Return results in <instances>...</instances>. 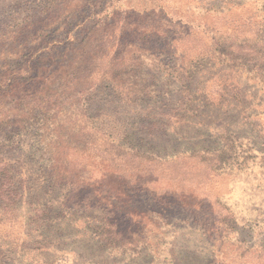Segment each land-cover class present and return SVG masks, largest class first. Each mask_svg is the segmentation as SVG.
I'll return each instance as SVG.
<instances>
[{
    "label": "rangeland",
    "instance_id": "rangeland-1",
    "mask_svg": "<svg viewBox=\"0 0 264 264\" xmlns=\"http://www.w3.org/2000/svg\"><path fill=\"white\" fill-rule=\"evenodd\" d=\"M42 1L0 0V117L34 60L109 57L15 107L59 132L0 142V264H264V0H87L89 48L24 24Z\"/></svg>",
    "mask_w": 264,
    "mask_h": 264
},
{
    "label": "trees",
    "instance_id": "trees-1",
    "mask_svg": "<svg viewBox=\"0 0 264 264\" xmlns=\"http://www.w3.org/2000/svg\"><path fill=\"white\" fill-rule=\"evenodd\" d=\"M84 1H87V0H43L41 3H39L38 9L34 10L31 13V15L26 19V23L24 24H28V25L32 24L34 26L35 25L39 26V29L41 31H46L47 34L49 35H52L53 33H59L61 35H65V28H66L65 26L67 25L71 26L74 23L73 20L75 19L85 18L86 20H83L80 23L81 26L77 29L81 28L79 31H82V30L86 31V33L83 35V39H85L84 47L89 48L88 44H89V41L91 42L90 40L91 37H93L95 34V29L97 30L100 29V31L101 30L104 31L103 27H105V24L107 25L106 23L107 18L104 16L100 18L95 17V16L93 17L91 13H88L87 17H82V14H83L82 11H86L87 9L89 10V7L87 4L83 5ZM88 16L90 17L88 18ZM88 23H93L92 25L93 27L92 28L88 27ZM69 31L66 34V36H71ZM101 36H105V34ZM69 38H73V37L71 36ZM68 45H70V42L67 43V46ZM56 46L57 45L52 46L49 51L45 52L43 58L41 59L47 60L50 58H57V56H61V57L64 56L68 47L64 46L63 51H61L58 49L59 47H56ZM99 48L101 47L99 46ZM108 50L110 49L108 48L104 49L102 54L95 53L91 49H89L86 52H82V53H77V51H74L70 59L71 66L68 65L65 69L59 66L53 69V71H48L46 67L39 64L40 60L39 61L34 60V62H32V65L36 66L38 64L40 66V69H33L32 67V69L35 70V72H31L30 69L26 72V73L29 72V75L24 76L23 81H24V84L26 85L24 87H27V89H22L21 91L20 89H18L20 88L19 86H17L16 88H15L16 85L10 87L11 83L8 82L9 79L7 83L6 81H3L7 90L1 89V92L7 91L6 93L7 96H12V95L15 96L17 93L19 95L16 97V102H15L13 109H11L12 105H7L6 103L2 105L3 106L2 109L3 108H6V109H5V114H3L0 117V133L3 134V135L0 134V136H2V139H0L1 144L2 145L7 144V147H12L17 142H19V144H23L24 142L20 138L26 135H31V136H34L33 138H35L33 143L40 145V142H42L43 140L42 131L44 132V130L46 129V126H44L45 123L48 129L50 127L53 130V133L58 134L59 132L58 126L55 127L54 121L50 120L48 116H46L45 118L43 116V120L42 118L40 119L34 118L32 117L33 115H31V117H27L25 114L14 116L16 114L15 107L19 105L24 106V104L26 103L28 88L29 90L32 89V96L35 95L37 91L42 92V95L45 96V90L48 91L52 85L56 84V82H58L57 85L61 84L62 86V87L60 86L61 89L62 88L64 90L72 89L73 87H75L74 83L76 82V80L79 79L78 74H80L81 71L83 70L91 71L94 65L96 64L98 58L100 59H102L103 57L105 59L108 58L109 57ZM119 58L120 56L109 58L111 65L113 66V64H115L116 61H119V60H115ZM135 60H137V57L134 58V60L132 58L133 62ZM174 60H178V59L174 57ZM123 62H126V60H123ZM117 64L121 66V61H119V63ZM30 74L32 76H30ZM68 74L70 75V78L66 77ZM18 75H19L18 78L21 79L22 73ZM106 77H107V73L103 72L101 74V78L105 79ZM2 78H3V75H1L0 79ZM183 78L184 76L179 74V72L177 71V75L175 76V79L180 82L183 80ZM56 91L57 90H55V92ZM52 96L53 95H51V97H49V99L47 100L45 99V104L51 102L50 100H52ZM38 103L43 104V101L41 100V98L32 97V103L28 102V104H32V105L31 107L26 106L25 107L26 111L29 112L30 114H34L35 111H37L35 115H38L39 114L38 110H40L39 108L40 105ZM10 110L12 112V115H11L12 117L8 118L7 115H10L8 114ZM49 121L53 122L52 126L49 125L50 124ZM72 128H73L72 126H69L68 130H72ZM32 130H34L33 133H31ZM54 137L56 138V135ZM25 146H29V145L25 143ZM135 173H136L135 171H131L130 173H127L125 177L128 179L130 175L135 176ZM105 176L107 178H110L108 173H106ZM114 177L117 178V175ZM127 182L130 183V179H128ZM136 182H137V179H135L134 182L132 183L136 184Z\"/></svg>",
    "mask_w": 264,
    "mask_h": 264
}]
</instances>
